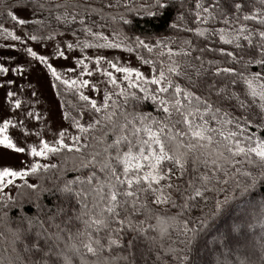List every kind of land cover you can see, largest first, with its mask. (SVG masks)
Returning a JSON list of instances; mask_svg holds the SVG:
<instances>
[{
	"label": "snow or ice",
	"instance_id": "obj_1",
	"mask_svg": "<svg viewBox=\"0 0 264 264\" xmlns=\"http://www.w3.org/2000/svg\"><path fill=\"white\" fill-rule=\"evenodd\" d=\"M23 3L31 20L7 16L34 25L26 39L54 42L51 56L74 66L58 71L32 47L27 56L72 100L69 127L51 139L21 119L0 121V146L30 157L0 167V264H194L189 253L208 220L188 213L210 201L213 217L239 202L253 221L229 229L221 243H235V260L217 264H264V199L252 191L264 184V0H180L171 27L191 37L154 42L111 28L128 23L116 10H133L129 0ZM174 6L151 0L136 10ZM10 70L24 71L0 64ZM10 130L36 141L19 146Z\"/></svg>",
	"mask_w": 264,
	"mask_h": 264
},
{
	"label": "rangeland",
	"instance_id": "obj_2",
	"mask_svg": "<svg viewBox=\"0 0 264 264\" xmlns=\"http://www.w3.org/2000/svg\"><path fill=\"white\" fill-rule=\"evenodd\" d=\"M11 11L22 19L31 20L33 18L30 8L25 10V6H11ZM2 12L7 15L6 12ZM0 25L3 26L0 27V64H3L9 69L18 66H22L24 69L22 73L12 72L11 70L7 73H0V121L9 117L21 119L24 121L25 126L32 132L42 131L47 139H51L52 132L60 128L69 127V122L63 117V113L66 109L62 104L56 87H53L55 81L51 77V74L43 64L27 56L25 49L27 47H32L38 54L49 55L50 62L58 71L73 67V61L71 57L67 60L59 57H52V44L54 42L49 43L47 46H42L40 43L27 40L25 32H32L27 25L16 24V22H13L7 16L4 17V21L0 22ZM3 28H7L14 35L20 36L23 43L13 40L3 31ZM107 31L110 30H106V32ZM109 54L118 55L122 60L130 61L133 66H140L134 54L122 52L121 50L110 51ZM141 67L147 74L148 67ZM93 79H99V77L94 76ZM8 80H11L13 83L9 85L7 83ZM9 91L15 93V97L9 98L7 96ZM10 99L21 100L22 106L19 109L12 108L10 106ZM28 112L39 115L40 119L37 120L28 116ZM10 134L19 146H25L27 143L36 141L35 136L25 140L18 130H10ZM27 159H30V157L15 153L10 149H5L0 146V167L10 166L18 168L21 166L20 162ZM243 209L244 208H240L239 211L244 212ZM228 223L229 225L231 224L230 222Z\"/></svg>",
	"mask_w": 264,
	"mask_h": 264
},
{
	"label": "trees",
	"instance_id": "obj_3",
	"mask_svg": "<svg viewBox=\"0 0 264 264\" xmlns=\"http://www.w3.org/2000/svg\"><path fill=\"white\" fill-rule=\"evenodd\" d=\"M150 2L151 0H129V6L133 10L126 11L123 7L116 10L120 15L124 16L128 23L124 24L117 19L116 23L111 25V28L120 30L127 36L133 38L135 36H140L142 39L151 42H154L157 38L164 39L173 36L191 37L190 33H178L176 29L171 27V24L175 21L178 14L177 9L184 11V9H180V0H173L174 7L163 14L158 13L155 16H148L143 9L139 11L136 10L139 8L140 4ZM14 5L25 6L23 0H0V22L4 21V17L7 16L2 11L7 13L11 11V6L13 7ZM27 26L31 30L35 27L34 25ZM55 84H58V82L55 81ZM56 90L64 108L67 110L68 101L72 100V97L64 92L63 86L56 87ZM252 191L255 201L259 202L261 199H264V184L258 183ZM244 199L247 200L248 197ZM51 200L52 197L45 195L44 203H50ZM25 207L29 212L34 211V209L28 205ZM244 207L242 203L233 202L229 206H226L219 215L213 217L211 215L213 203L210 201L207 205L201 204L188 213L191 217H198L201 219L207 218L208 220L199 239L189 253L190 259L194 261V264H217L218 261L223 262L225 259L235 260V252L237 250L235 243L224 245L221 243V239L227 237L229 229L234 224L242 220L245 224L253 222L251 215H246L244 212L239 211L240 208ZM228 222L231 224L229 225ZM197 227H199V225H197ZM259 231V228L254 229L256 234H258ZM239 251L241 255L247 254L244 249H240Z\"/></svg>",
	"mask_w": 264,
	"mask_h": 264
}]
</instances>
